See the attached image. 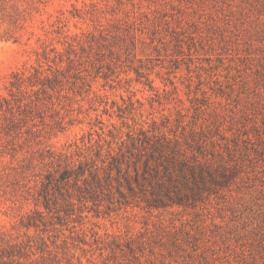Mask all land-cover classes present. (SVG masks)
<instances>
[{
    "label": "rangeland",
    "instance_id": "obj_1",
    "mask_svg": "<svg viewBox=\"0 0 264 264\" xmlns=\"http://www.w3.org/2000/svg\"><path fill=\"white\" fill-rule=\"evenodd\" d=\"M33 2L19 41L0 40L16 115L0 141V173L16 179L0 229L42 215L31 233L72 264H264V0ZM153 137L225 167L229 183L195 206L150 207L138 189L124 203L108 166ZM65 169L46 209V175Z\"/></svg>",
    "mask_w": 264,
    "mask_h": 264
},
{
    "label": "trees",
    "instance_id": "obj_2",
    "mask_svg": "<svg viewBox=\"0 0 264 264\" xmlns=\"http://www.w3.org/2000/svg\"><path fill=\"white\" fill-rule=\"evenodd\" d=\"M35 4L33 0H0V40L19 41L18 25L28 19L30 11L37 10ZM7 22L9 24L4 27ZM13 79L12 87L20 90L25 78L15 73ZM2 101L8 104L7 99L0 95L1 110ZM7 112L11 115L10 118L5 115L2 116L4 119L0 118V141L3 132L5 136L10 134L11 122L13 124L16 119L14 107L9 104ZM6 121H10L9 126ZM108 167V177L112 179L115 174L118 184L116 190L124 203L130 204L135 198H139L138 189L144 196L142 201L154 208L169 204L195 206L206 195L219 193L227 186L231 177L226 173L225 167H214L209 162L187 154L167 137L134 140L126 151L112 157ZM75 172L73 169H65L59 176L52 173L46 175L47 182L43 184V190L39 194L44 199L46 209H49L52 200V190L56 188L61 191L62 185L67 186ZM81 174L75 178L76 185L81 176H84V173ZM95 176L98 174L95 173ZM14 180L16 181L7 174L0 173V192L6 195L15 186ZM36 217L21 219L17 228L24 230L23 233L0 229V264H72L60 256L51 237L46 239L45 236L31 233L32 230L39 231L41 225L46 226L42 215H39L40 219Z\"/></svg>",
    "mask_w": 264,
    "mask_h": 264
}]
</instances>
